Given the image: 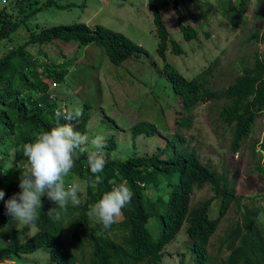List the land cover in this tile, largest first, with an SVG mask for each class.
Returning a JSON list of instances; mask_svg holds the SVG:
<instances>
[{"label": "trees", "instance_id": "16d2710c", "mask_svg": "<svg viewBox=\"0 0 264 264\" xmlns=\"http://www.w3.org/2000/svg\"><path fill=\"white\" fill-rule=\"evenodd\" d=\"M40 1V0H39ZM222 4L221 14L236 25L242 18L250 0H219ZM31 0L28 6L18 7L19 20L10 21L0 27V39L9 37L18 23L33 16L36 12L48 8H66L71 6L57 4L56 0ZM168 4V0H147V8L151 14V22L157 38L156 52L164 61L160 73L169 81L172 92L179 100L178 112L181 114L177 124L188 127L189 113L201 102L223 100L218 109L221 122L230 128L229 151H237L242 141L250 132L254 120L264 112V54L253 52L250 65H245L231 81L220 88L209 85L210 67L186 79L173 66L165 62V48L169 43L174 54H180L182 48L165 28L160 8ZM172 9L177 14L178 31L184 40L195 38L199 24L193 14L187 16L180 12L176 0ZM8 18V16H7ZM250 36L258 41H264V29L260 33L253 31ZM52 40L64 42L74 41L77 45L94 43L102 48L107 60L113 65L130 59L133 54L145 52L144 49L125 37L102 25L93 29L82 23L58 24L40 28L38 31L27 30L24 45L10 47L9 51L0 57V155L1 160L7 150L19 143L32 141L35 134L42 130H50L56 126L55 111L60 107L80 108L82 115L71 123L76 131L93 135V129L88 126L90 114L96 113L104 121L102 108H93L89 102L78 103L66 99L54 91L48 92L51 82L61 83L67 74L66 65L60 66L39 57L44 52L37 50L31 54L25 49L28 43L44 45ZM40 67V70L39 68ZM52 89V88H51ZM51 92V93H50ZM49 94H51L49 96ZM68 101L67 103L65 101ZM94 111H92V110ZM66 121L60 118V123ZM148 121H137L130 127L129 136L134 139L138 135L152 136L157 132ZM184 138L175 130L165 147L170 154H165L163 148L147 156L128 155L124 159L111 156L116 148L113 139L105 137L103 152L107 161L104 171L100 173L101 183L95 188L85 183L92 175L87 165V153L79 154L72 172L83 184L82 200L78 205H68L61 213L60 220H52L47 212L56 205L45 210L44 202L40 218L35 224V231L25 240H19L15 230L10 231L11 244L0 247V259L17 257L28 254L39 247L48 248L49 260L56 264H74L77 260L63 243L66 235L65 226L69 227V237L66 244L75 243L78 249L84 244L89 246L88 258L85 264H163V247L170 243L183 222L186 223L184 232L190 240L188 247L192 254L190 264L211 263L207 251L208 239L215 231L219 220L226 214L230 205L241 209L239 220L229 225L221 243L225 254L218 264H264V224L259 220L260 208L240 205L239 196L234 193L233 181L225 172L215 170L202 164L193 148L187 144L181 146ZM90 146V145H89ZM263 150L264 164V135L259 143ZM14 164H22L26 158L18 150L13 152ZM3 163L0 161V169ZM260 177H264V167L256 164ZM0 174V190L5 192L0 200V225L11 216L7 213L5 202L14 194L20 192L16 178ZM175 177L170 191L163 195L158 188V194L151 198L147 188H157L162 179L170 180ZM127 181L133 197L128 206L122 210L121 220L110 228L104 229L101 224L89 221V206L110 191L113 181ZM142 183V184H141ZM210 185L212 194L198 200L189 207L190 194L194 187ZM214 197H218V205L214 217L208 216V207ZM44 197L42 198L43 201ZM162 209L161 213L158 210ZM157 215L160 220V235L153 239L146 227L148 218ZM116 227L124 231L121 242H115L106 232ZM182 261V260H180Z\"/></svg>", "mask_w": 264, "mask_h": 264}, {"label": "rangeland", "instance_id": "374dc122", "mask_svg": "<svg viewBox=\"0 0 264 264\" xmlns=\"http://www.w3.org/2000/svg\"><path fill=\"white\" fill-rule=\"evenodd\" d=\"M30 1L0 0V27L8 20L17 22L20 17L18 7H26ZM37 1L42 3V0ZM56 1L59 5L68 3L71 6L62 9L44 8L24 19V23H18L8 34L9 37L0 39V57L7 53L10 47L24 45L28 29L36 32L40 28L52 25L82 23L89 29L99 24L123 34L141 46L145 52L135 53L119 65L111 64L102 48L94 43L77 45L74 41L52 40L44 45L28 43L25 49L31 54L40 50L45 53L39 57L41 60L60 66L66 65L68 68L64 81L52 86L51 92L56 91L62 97L81 104L89 102L92 109L102 108L106 119L99 121L100 117L96 113H91L88 126L93 129V135L97 132L111 138L112 134L116 149L111 152V156L120 159L132 153L147 156L160 148L168 155L169 149L165 145L176 130L184 138L181 146L187 144L188 148H193L201 163L217 173L225 172L226 177L233 181L240 205L260 208L258 218L264 224V177H260L256 170L257 163L264 167L263 150L259 146L264 135V113L254 120L249 134L234 153L229 151L230 128L221 122L218 115V109L223 103L221 99L198 103L189 113V126L186 128L178 126L177 122L181 117L178 112L179 100L172 92L169 81L160 73L163 60L156 52L157 38L147 8V0ZM176 2L184 19H188L187 16L191 13L199 23L195 38L184 40L178 31L177 14L172 9L173 0H168V4L160 8L165 28L182 48L180 54H174L168 43L165 48V62L186 79L210 67L209 85L212 88H220L231 81L243 66L251 64L253 52L264 53V41H258L250 36L253 31L260 33L264 29V0H250L236 25L221 14L223 3L219 0ZM33 6L31 4L26 9ZM38 68L40 70V67ZM137 121L153 123L157 132L152 136L138 135L131 139L129 127ZM23 145L24 142L19 143L17 148L11 146L2 160L0 155V161L3 163L0 172L8 178L14 175L18 182L21 169H26L27 164L23 162L15 165L13 152L18 150L23 153ZM73 181L81 185L79 192L81 201L84 184L71 172L65 178V182L67 184ZM174 181L175 177L170 180L162 179L157 188L149 187L146 193L155 198L159 188L165 195L170 191ZM211 194L208 184L193 188L188 206H193L198 200ZM44 201L46 204L53 203L46 197ZM217 205L218 197H214L208 207L209 217L215 216ZM161 212L162 209H159L158 213ZM240 212L241 209L230 205L209 237L207 251L211 256V263L218 264L223 258L226 251L221 239L228 226L239 220ZM90 219L100 224L96 219ZM185 225L183 222L172 241L163 247V264H190L192 254L188 249L190 240L184 232ZM146 227L153 239L159 237L161 227L157 215L148 218ZM0 229H5L0 232V239L8 242L11 230L17 232L19 240H25L36 227L19 224L10 217L0 225ZM65 231L64 246L75 254L77 260L75 264H85L89 248L84 246L81 254L75 245L66 244L65 241L69 240L68 226H65ZM106 233L117 243L121 242L124 235V231L116 227ZM5 258L15 261V264H56L49 260L47 247H39L31 253L3 257L0 260Z\"/></svg>", "mask_w": 264, "mask_h": 264}, {"label": "clouds", "instance_id": "9594fccd", "mask_svg": "<svg viewBox=\"0 0 264 264\" xmlns=\"http://www.w3.org/2000/svg\"><path fill=\"white\" fill-rule=\"evenodd\" d=\"M55 84L53 82L47 83L49 86L48 92ZM81 115L82 111L78 107L68 108L62 106L57 108L55 111L56 126L50 130L37 132L32 138L33 142H24L22 149L27 168L21 169L18 185L20 192L14 194L5 202L7 213L19 224L22 223L30 227L35 226L40 218L43 202L45 210L52 205H56L55 208L48 210L47 215L50 219L57 221L61 219L62 211L66 210L68 205L75 206L80 203L81 185L75 181L67 184L65 182V178L69 176L75 167L79 154L87 153V165L92 174L85 183L93 188L101 183L99 174L104 171L107 163L103 148L105 147V137H109L106 134L101 135L96 132V135L90 139L87 134L76 131L71 122L77 120ZM61 117L66 121L63 124L60 123ZM147 123L152 124L156 129L153 123ZM110 137L109 140L113 139L112 134H110ZM132 155L139 156L135 153H132ZM0 174L4 175L1 172ZM11 178L16 177L12 175ZM4 196L5 192L0 190V200H3ZM45 197L53 203L46 204ZM132 197L133 192L126 180L119 183L113 181L111 190L104 192L101 199L90 205L87 214L90 218L96 219L104 229H108L121 220L122 210L130 204ZM118 217L120 219L117 220ZM90 218L89 221L93 224L94 222ZM4 230L0 229V232ZM9 244H11V241L5 242L0 239V247ZM72 244L75 245V243ZM84 246L89 248L87 244H84ZM79 251L82 254V248ZM0 264H15V261L5 258L0 260Z\"/></svg>", "mask_w": 264, "mask_h": 264}]
</instances>
